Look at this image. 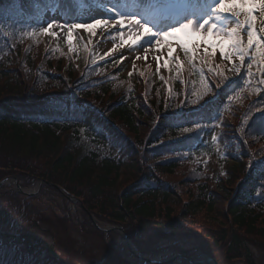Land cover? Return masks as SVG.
I'll return each instance as SVG.
<instances>
[{"label": "trees", "instance_id": "obj_1", "mask_svg": "<svg viewBox=\"0 0 264 264\" xmlns=\"http://www.w3.org/2000/svg\"><path fill=\"white\" fill-rule=\"evenodd\" d=\"M48 2L0 0V179L15 177L24 188L42 180L56 192L57 186L80 200L88 216L120 225L126 233L133 226L140 233L154 227L184 230L207 219L205 213L215 208L211 198L221 196L229 218L216 211L228 225L215 231L217 226L205 222L199 229L215 245L226 247L227 258L245 257L246 264H254L248 244H258L260 238L264 244L261 94L246 92L235 102L222 122L220 146L226 159L198 181L179 158L195 144L193 126L201 130L210 120L212 110L196 108L212 90L200 83L180 102L173 89L167 102L160 83L142 91L126 76L93 88L99 77L96 67L86 69L69 88L74 74L61 61L53 62L50 52V57L41 53L31 37L24 45L19 31L32 25L29 19ZM8 41L12 46L6 50ZM180 169L187 173L181 178L185 186L195 192H185L186 199L166 179ZM200 208L206 209L203 214ZM10 211L0 210L5 214L0 218V264H57L51 252L59 254L56 249L37 238L30 242L32 233H16ZM93 225L81 229L100 233ZM15 235L26 253L17 254Z\"/></svg>", "mask_w": 264, "mask_h": 264}, {"label": "rangeland", "instance_id": "obj_2", "mask_svg": "<svg viewBox=\"0 0 264 264\" xmlns=\"http://www.w3.org/2000/svg\"><path fill=\"white\" fill-rule=\"evenodd\" d=\"M168 1L171 6H176L183 0ZM217 2L218 0H212V2L201 3V0H196L187 6V9L190 10L188 12L187 10L181 11V8L176 7H172L174 11L168 10L167 7H164L165 10H161V6L155 7L150 0H139V2L136 0H123L122 6L117 10H114L110 5L101 4L100 9L93 12L94 17H90V21L78 23L87 24L93 22L94 19H107L110 24L96 29L94 35L84 29H73L71 44L67 41V31L71 24L62 23L58 16L45 15V18L42 19V25L38 29L40 32L35 35L33 32L34 43L39 50H42L41 53L48 55L47 57H50L48 53L56 47L60 51V56L64 59V62L70 65L76 74L83 68V65L89 66L94 61L106 60L109 64H114L115 68L121 69L124 75L135 74L138 76L142 85H144L142 78H146L149 86H152L156 79L162 80L163 84L176 82L181 86L187 79H191L192 72L197 74L207 72L211 75L214 89H217L219 81L216 80L215 82L212 75L215 70L220 73L217 76L219 79H221V75L228 79H235L242 73V75L246 74V80L250 79V82L258 83L255 77L259 75L261 70H264V57L256 54V52L253 57L251 56L255 45L257 49H260L261 44H264V39L259 33L253 46L251 48L245 47L243 62L239 52L235 49H229L231 55L227 58L222 57L218 49L214 55H206L203 44L199 48H194L185 53L180 48L179 41L189 38L182 33L176 34L175 38L169 37L168 39L154 36L155 33L171 31L172 26L178 27L181 22H186L190 15L194 16L197 22L211 18L212 22L218 25V31L222 33L231 31L233 27L237 26L238 21L230 14H220L217 18V14L211 11ZM146 8H150V10L148 11ZM158 11L166 13L157 17ZM255 15L257 19L253 27H256L257 22H261L262 19L264 22V13L257 9ZM121 16L125 18L123 26L115 24V20ZM130 17H135L140 23L150 28L151 33H144L137 39L135 34L141 32V30L129 26L128 18ZM240 20H244V17L241 16ZM49 23L58 25V27L52 29L57 33L55 37L43 32V29ZM157 23L158 26H155ZM248 30L246 24L237 29L236 38L243 42L241 46L247 45ZM121 36L124 40H128L127 44L122 43ZM145 36L148 39H145ZM130 37L132 39H129ZM132 40H136V43L133 44ZM157 40L160 41L159 45L156 43ZM114 46L115 50L113 51ZM169 47L175 49L172 57L167 56ZM260 50L264 51V49ZM211 51V49L208 50L209 53ZM146 56L147 60L145 59ZM157 56L160 57L159 63L161 66L159 70H157L155 59ZM165 59L168 60L167 67L164 66ZM236 69H239V71ZM262 75V82H264V72ZM229 116L230 113L225 110L221 117L216 118V121H211L202 133L201 144L198 145V149H195L193 155L184 156L182 154V157L179 158L181 167L188 166L196 173L198 181L205 179L215 169L218 162L220 163L226 159L221 150L220 139L223 128L222 122ZM200 131L203 130L196 131V134H199ZM184 172L182 169H180V172L176 170L174 175L168 176L166 179L175 183L178 192L183 193L182 197L186 199L185 192L188 194L195 192L188 185L185 186L182 181L181 178L187 176L186 172L182 174ZM8 177L10 176L4 178ZM181 181L183 184H181ZM17 183L25 193L15 189V181L12 179H8L0 186V210H11L10 212L14 218L11 216L10 226L16 230L18 235L22 232L32 233L33 236L29 240L30 242L33 243L31 240L37 238L44 247L56 249L59 253H56L55 257L58 258L57 264H146L135 258L117 230H102L103 228L119 227L120 225L99 223L91 215L94 223L99 228L95 227L88 213H85L80 200L70 199L68 194L46 188L44 184L37 190V186L40 185L39 181H33L29 188L22 187L18 179ZM219 191L221 192V189ZM26 192L36 193L28 195ZM7 193L15 194L7 195ZM207 196H210L209 192ZM211 199L215 201V208H213L212 213H205L207 219L201 220V222L198 221L199 224L196 223L184 230L168 232L166 228L154 227L140 233L133 226L126 233L123 227H120L129 239L130 244H128L134 252L136 251L142 257L149 259L171 261L154 264H188L189 261L194 260L201 254L212 257L217 264H246L245 257L227 258L224 249L226 247H218L211 238L204 235L199 229V226L205 222L212 225V227L217 226L215 231H218L224 225L225 227L228 225L224 223V220L221 222V218L216 211V208L222 210L225 217L229 218L225 210L226 203L224 204V199L221 196ZM205 210V208H200L198 211L203 214ZM3 215L5 214L2 213L1 219ZM88 224L93 225L97 231L105 236H100V233L90 234L89 231L85 232L81 229ZM12 242L18 244L19 252L17 254L26 253L22 244H19V236L15 235ZM257 242L258 244L250 242L248 244L247 242L249 251L254 264H264V244L262 245L261 238ZM43 253L45 254V251ZM192 255L194 256L192 257ZM198 264H209V262Z\"/></svg>", "mask_w": 264, "mask_h": 264}, {"label": "snow or ice", "instance_id": "obj_3", "mask_svg": "<svg viewBox=\"0 0 264 264\" xmlns=\"http://www.w3.org/2000/svg\"><path fill=\"white\" fill-rule=\"evenodd\" d=\"M257 9L264 13V0H218L215 6L211 9L212 12L217 14V18H219L220 14H230L231 16L235 17L236 21H238L237 26L233 27L231 31L227 33H222L218 31V25L212 22L211 18L202 19L201 21L197 22L194 19H186V22H181L179 26H172L171 31H164L161 33H155L154 36H161L164 39H168L169 37L175 38L176 34L182 33L187 36L189 39L187 40H180L179 45L180 48L183 49L185 53L193 50L194 48H199L201 44L205 46V53L214 55L216 50L218 49L220 55L222 57H229L231 55L229 49H235L239 52L241 61L243 62L244 54H245V47L251 48L254 42L257 40L256 32L253 28V25L257 19L255 13ZM243 16L244 20H240V17ZM129 19V26L136 27L141 30V32L136 33L137 39L140 35L144 33H151V29L146 27L144 24L140 23L135 17H130ZM125 18L120 17L119 19L115 20V24L124 25ZM110 24V21L107 19H94L93 22L87 24L81 23H74L71 24L67 31V41L71 44L73 40V29H84L93 35L95 34V30L101 28L103 26H107ZM247 25V45L241 46L242 41L236 38L237 29ZM54 27H58V25H54L49 23L46 28L43 29V32L55 37L57 33L52 31ZM264 31V29H261ZM129 39H132L131 37ZM145 39H148L145 36ZM121 41L124 44L128 43V40H124L123 36H121ZM132 43L135 44L136 40H132ZM157 45L160 44V41H156ZM211 49V53L208 50ZM260 49H264V44H261ZM257 49L259 55L264 57V51ZM115 50V46L113 51ZM175 49L169 47L167 56L172 57L173 52ZM147 60V56L145 57ZM157 70L160 68V57L157 56ZM165 67L168 66V60L165 59ZM239 71V69H236Z\"/></svg>", "mask_w": 264, "mask_h": 264}, {"label": "water", "instance_id": "obj_4", "mask_svg": "<svg viewBox=\"0 0 264 264\" xmlns=\"http://www.w3.org/2000/svg\"><path fill=\"white\" fill-rule=\"evenodd\" d=\"M8 179H9V180L12 179V180L15 181V189H16L17 191H19V192H21V193H25L23 190L20 189V187H19V185H18V183H17V179H16L15 177H8V178H4V179H2V180L0 181V186L3 185L4 182L7 181ZM39 182H40V185L37 186V190H38L39 187L44 183V181H42V180H39ZM56 189H58V190L60 191V188H58L57 186H56ZM36 192H37V191H36ZM36 192H32V193H28V192H26V194L31 195V194H35ZM70 199H72V198H70ZM76 201H77V200H76ZM89 217H90V219L92 220L94 226H95V227H98V226L94 223L92 217H91V216H89ZM98 228H99V227H98ZM102 230H103V231L117 230V231L121 234L122 238L124 239V242L126 243L128 249H130V250L132 251V253L134 254V256H135L138 260H140V261H143V262H146V263L171 262V261H169V260L158 261V260H155V259L145 258V257H142L140 254H138L136 251L134 252V251L131 249V247L129 246V244H130V243H129V239L127 238L125 232L122 230V228H121L120 226H119V227H111V228H103ZM128 243H129V244H128ZM204 256H205L207 259H204V258H203ZM176 258H177V257H176ZM205 261H206V262H209L210 264H217V263L215 262V260H214L212 257L208 256L207 254H201V255L197 256L194 260L189 261L188 264L202 263V262H205Z\"/></svg>", "mask_w": 264, "mask_h": 264}, {"label": "bare ground", "instance_id": "obj_5", "mask_svg": "<svg viewBox=\"0 0 264 264\" xmlns=\"http://www.w3.org/2000/svg\"><path fill=\"white\" fill-rule=\"evenodd\" d=\"M204 259H207L205 256L203 257Z\"/></svg>", "mask_w": 264, "mask_h": 264}]
</instances>
